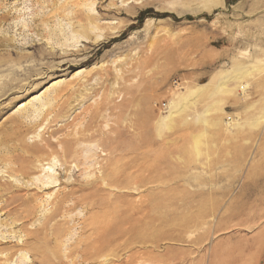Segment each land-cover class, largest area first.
<instances>
[{"label":"rangeland","instance_id":"obj_1","mask_svg":"<svg viewBox=\"0 0 264 264\" xmlns=\"http://www.w3.org/2000/svg\"><path fill=\"white\" fill-rule=\"evenodd\" d=\"M53 1L0 0V85L8 89L6 94L0 89V182H28L21 191L28 203L15 212L32 208L24 226H39L31 223L44 206L51 208L56 194L76 189L88 173L95 180L118 163L122 188L86 189L97 198L120 197L122 216L130 211L124 225H103L108 251L92 264H264V0H145L122 12L121 0H114L115 7L113 0L94 5L74 0L81 1L73 7L80 16L102 20L90 39L75 40L73 32L83 30V21L68 15L69 9H56ZM59 27L65 29L60 37ZM236 68L244 72L241 81L232 78ZM225 73L230 93L191 97L168 127L160 125L172 99ZM79 92L86 94L75 101ZM237 119L242 124L236 127ZM79 137L86 140L79 147L95 153L88 169L58 163L47 176L23 149L24 142L48 145L44 158L56 153L64 159L62 144H76ZM4 159H27L30 170L14 173ZM39 176L57 182L40 189ZM37 192L47 197L42 209L36 206ZM86 206L79 205L60 225L61 238L48 226L42 242L49 257L28 254L27 264L78 260L76 254L64 256L70 251L66 244L97 232L83 229V219L114 210ZM11 222L0 210V257L14 251L11 264H23L19 258L26 252L15 244L27 237L20 225H6Z\"/></svg>","mask_w":264,"mask_h":264},{"label":"bare ground","instance_id":"obj_2","mask_svg":"<svg viewBox=\"0 0 264 264\" xmlns=\"http://www.w3.org/2000/svg\"><path fill=\"white\" fill-rule=\"evenodd\" d=\"M84 1L86 2V1H90V0H84ZM144 1L145 0H121L120 7L117 10H118V12H122V10H124V9L129 11L130 9H134V8H137L138 6H142L144 4ZM53 2H54V5H57L56 9L63 10L64 12L69 9L67 11L68 15L70 13H71V15L74 14V13L77 14V16L79 15L78 11L73 9V7L77 8L81 1L78 2V1L72 0V2H70V0L69 1L66 0V1H63L64 3L60 2L61 4H59V5H58L57 0L56 1L54 0ZM111 3H112V6H114V7L116 5H118V2H114V0ZM90 4L94 5L95 4L94 0H91ZM55 13H57V12H55ZM55 13H53V14H55ZM53 14H52V16H53ZM55 15H57V14H55ZM58 16H60V15H58ZM50 17H48V18H50ZM79 17H80V21L81 20L83 21V23L80 22V23H82L80 25H82L83 30L81 32H80V30L79 31L78 30H74L73 36H72L73 40L77 39L78 37L89 38V36H88L89 32L94 31L95 29H99V28L101 29V27H102L101 26L102 20L98 16H92L90 14H86L84 16L83 15L82 16L79 15ZM71 18L72 17H70V19ZM44 20H46V19H44ZM23 25L25 27H27L28 23L26 22V20L24 21ZM52 29H54V28H52ZM63 29L61 27H59V30H55V32L59 31L57 33V36L60 37V34H64V32H65L64 30L65 29L64 30ZM113 30H115V29L113 28ZM70 33L71 32H69V35H70ZM95 38L96 39H100V38H102V36L101 35H97ZM54 39H56V38H54ZM2 43H4V42H2ZM75 47H76V45H74V49H75ZM71 65H74V64H71ZM31 66H33V65H31ZM5 68H6V66H5ZM6 69H8V68H6ZM0 70H2V69H0ZM17 72H18V70H17ZM235 72L236 73L232 76V78L237 80V81H241V79L244 78L243 70L241 68H239V69L236 68ZM229 78L230 77H229L228 73H225V74H222V75L220 74L218 77L213 76L208 82L200 84L197 87L191 88L190 90L181 93L179 97L172 99L171 102H170V108L168 110L167 115H163L160 118V121H159L160 125L168 127L169 123H171L172 120L177 115H179V113L181 111H183L185 109L186 102L188 104L187 100L189 98H191V97L194 98V97H196L198 95L206 94V93H208V94L210 93L211 95H218V94H223V93L224 94L225 93L228 94V93H230V89L227 86H225L226 85V81L225 80L229 79ZM57 85H60V84H57ZM6 87H7V85H5L4 87H1V85H0L1 91L3 90V93L5 92V94L8 92L7 91L8 89ZM240 87L244 88L245 86H243L241 84ZM88 88H84L86 92L88 91ZM57 90H56V94L57 95H55L54 98H53V100L56 101V102L58 101V93L60 92V90L58 92H57ZM86 92H79L78 97L76 98L75 101L81 100L83 98V95L86 94ZM50 103L51 102H49V104ZM50 106H49V108H50ZM220 110L224 113L226 111L225 106L222 105L220 107ZM51 112H52V110H51ZM217 123L221 124L220 121H218ZM241 124H242V122H240L239 119H237V122L235 123L236 127L240 126ZM3 135H5V133ZM78 136H80V135H78ZM58 137H59V135H58ZM58 137H57V139H58ZM41 139H43V138H41ZM77 140H78V142H76V144H71L69 142H66L65 144H62L61 147H62L63 153L65 154V156L63 157L64 159H61L58 156V154H56V153H53L52 157H50V158H44V155H41V154H45V155L47 154L46 149L48 148V145H46V146H42L40 144L29 145L28 143L24 142L23 143V149L26 152L33 153V155H34L33 158L34 159H32V158L28 159L29 163L34 164L36 169L40 168L41 169L40 172L41 173L45 172L44 174L47 175V176L51 175V173H52L51 171L54 170V167L57 166L58 163H60V165L61 164H65L66 165L67 163L71 162V163H74V165L77 168H79L82 165L86 166L87 169L90 168V167H93L94 163H92L91 158L94 156L95 153L94 154H92V153L89 154L88 153L89 151L85 152L87 147L85 148V150L81 149V147H79V145H82L83 143H86V140L84 138H80L79 137V138H77ZM8 148H9V146H8ZM25 151H22V152H25ZM26 152L24 154H26ZM51 152H52V150H51ZM123 158H125V157H123ZM112 159H110V162H111ZM4 160H5V164L8 165L7 168L9 166H11L12 164L14 165V166H12V169H11L12 172H14V173L15 172H21L22 174L26 175L29 172V170H30L29 169V165L27 164L28 161L25 162V160H27V159H23V160L15 159V162H13V160H11V159L9 161L6 160V159H4ZM95 163H96V161H95ZM101 164H103V163H101ZM119 164H122V163H119ZM116 165H117V167H115L113 169L110 168V167L105 168V171L103 172V174L101 176H98L95 180L90 179L91 176H89L90 174L88 173L87 180H85L79 186L77 185L76 189L73 188V190H71L69 192H62L61 196L56 194V197H53L54 200H52V201L48 200L49 201V205H52L51 208L49 207L50 209H46L45 206H44L42 216H39V218L37 220H35L33 223L30 222L31 225H39L35 229H30V228L24 226L26 224V222L29 221V219H30L31 209L32 208L29 207L30 210L26 209L25 213H22L21 215L15 214V212L18 210L17 207H21V206L25 207L26 204L28 203L27 202L28 199L25 198L24 195L21 194L22 190H25V188L27 189L28 187H30L28 185V182L25 183V186L24 185H15V184L10 183V182H5V183L0 182V210L1 211L2 210H6L8 216L12 217V222L11 223H6V225H10V226H12V228L15 225H17V226L20 225V229H21L22 233H24V236L27 237L26 240L24 239L22 244H20L19 242H17L15 244L16 247H18V249L21 250V252L22 251L26 252L25 254L21 255V257L19 258V261L21 263L27 264L26 261L29 260L28 257H27L28 254H30L31 258L39 257L41 259H46L47 260V258L49 257V252H48L49 248H48L47 245H44L42 241L46 239L45 236H46V232H47L48 226L52 228L53 234L56 236L55 238H57V239L61 238L64 233H63V229L60 228V225H65L66 222H69V221H67V218L69 217V214L71 212H73L82 203H86L87 204V206H86L87 209H89V208L90 209H95L97 207H99V208L100 207L101 208L104 207L105 208V207L113 206L114 210L113 211H105V210L102 209L101 213L94 215L92 218L83 219V221L81 222L82 225H84L83 229L92 228L94 231L96 230L97 232L95 231L96 233H94L95 237H90L86 241H82V240L78 241L77 240L73 244H68V245L66 244V250L70 249V251L68 253L64 254V256L71 257L73 254H76L77 256L79 255V258L76 257V258H78V260H72V262H69V263H65V261H64L62 264H83V263L84 264H92L90 262V260L94 259V261H95V259L96 260L98 259L97 257L99 255L100 256L102 254L104 255V253L108 251V246H109V238L108 237H109V235L104 233V230H107V229L105 228L106 226H103V225H124L125 222H126V218L127 217H123V216L124 215L128 216L130 211H128L129 210L128 209L127 210L128 211V215H127V212H125L126 214L123 213L124 215L122 216V214L120 213L121 212L120 210L122 209L121 207H122V204H123L122 198L119 197V198H114V199H110V198L108 199L105 196H101L100 198H97L96 197L97 196L96 193H94V192H86V189H87V187H91V188H95V189L96 188H100L101 189L102 187H100V185H104V184H107L108 186L113 185V186L122 188V186L124 185V182H122L123 180H121V179L119 180L122 183L117 182V176L118 175L120 176L122 168H119L118 163H116ZM69 167H71V166H69ZM87 169H85V170H87ZM85 174H87V173H85ZM12 176H14V175H12ZM40 176H42V175H40ZM40 176L37 178V182H35V185H36L35 187H37V188L44 189V188L50 187L51 184L57 182V180H55V179H57L56 177H55L54 180L49 178V177H48L47 180H44ZM38 181L40 182V184H38ZM109 183H110V185H109ZM14 192H16V194ZM36 195H37V198L35 199L36 202H37L36 206L37 207L39 206L42 209V204H40V203H44V201L47 202V200H46L47 197L44 199V197L42 195H40L38 192L36 193ZM50 197H51V195L49 196V198ZM116 197H118V196H116ZM124 197H123V199H124ZM46 205H47V203H46ZM133 209L135 210V208H133ZM64 211H66V212H64ZM58 218H61V220H58ZM31 221H32V219H31ZM53 221H54V223H52ZM73 221H75V219ZM37 222H39V223L37 224ZM119 232H120L119 234H123L122 233L123 231L121 232L119 230ZM30 239L34 240V244L33 243L31 245L29 244V240ZM60 246L62 247V245H60ZM1 249H3V248H0V250ZM10 250H12V249H10ZM3 253H4V251H2V252L0 251V254H3ZM15 254H16V252L12 251L11 253L8 252L6 254L5 259H1L2 257H0V264H6V262L8 264H11ZM133 254H134V252L130 256L132 257ZM3 260L5 261L4 263H2ZM41 263H43V262H41ZM29 264H37V263H36V261H31V263H29ZM59 264H60V262H59Z\"/></svg>","mask_w":264,"mask_h":264}]
</instances>
